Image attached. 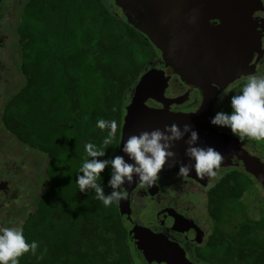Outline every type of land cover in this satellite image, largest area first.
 Wrapping results in <instances>:
<instances>
[{"label":"trees","instance_id":"1","mask_svg":"<svg viewBox=\"0 0 264 264\" xmlns=\"http://www.w3.org/2000/svg\"><path fill=\"white\" fill-rule=\"evenodd\" d=\"M19 30L28 86L13 110L26 120L14 132L48 153L51 186V203L42 214L49 223L37 237H25L39 243L37 253H25L19 264H137L132 239L116 232L121 222L115 203L105 207L93 191L81 193L76 179L89 158L85 144L101 146L107 136V129L96 128L98 119L118 123L116 138L100 159L118 155L131 91L161 51L129 24L114 0H34ZM257 142L264 152V140ZM101 176L108 195L110 166ZM243 184L245 192L247 179ZM64 207L67 220L54 222L51 215L65 213ZM245 231L259 251L244 264H264V223Z\"/></svg>","mask_w":264,"mask_h":264},{"label":"flooded vegetation","instance_id":"2","mask_svg":"<svg viewBox=\"0 0 264 264\" xmlns=\"http://www.w3.org/2000/svg\"><path fill=\"white\" fill-rule=\"evenodd\" d=\"M33 1L0 0V226L22 227L25 237L28 234L37 237L42 226L49 223L42 214L47 209L46 203H51L47 198L51 187L48 153L14 132L18 123L26 120L13 110L19 108L28 86V79L21 70L19 24ZM262 18V12H256L253 17L258 22V33L262 31ZM248 68L250 75L241 76L220 95L224 98L222 102L216 101L213 115L217 111L230 112L231 97L240 93L250 76L262 75L264 54H255ZM153 69L164 73L168 85L158 100L150 99L145 103L149 110L175 117L193 114L201 108L203 91L182 81L172 68H167L162 53L150 62L143 75ZM135 88L125 107L118 155L127 108L134 98ZM171 120L176 118H166L165 123L149 119L141 130L164 129L171 125ZM212 130L231 138L221 143L226 160L223 159L217 177L181 179L178 176L181 165L191 167L194 163L185 155L187 144L183 140L172 149L176 156L167 161L155 186L141 188L136 184L128 190L125 200L113 206L121 222L116 232L127 233L132 239V258L139 256L146 264H159L166 258L164 247H168L175 254L173 262L176 264H244L259 251L245 227L251 230L264 223V185L249 173L245 158H258L264 163L261 144L249 138L238 140L226 129L212 126ZM39 160H43L42 179L38 178L36 166ZM245 179L249 187L244 186L247 189L243 192ZM64 211L61 215H51V219L65 222V207ZM133 243L138 244V256L133 254ZM155 247L163 253H158ZM144 250L147 251L145 257Z\"/></svg>","mask_w":264,"mask_h":264},{"label":"water","instance_id":"3","mask_svg":"<svg viewBox=\"0 0 264 264\" xmlns=\"http://www.w3.org/2000/svg\"><path fill=\"white\" fill-rule=\"evenodd\" d=\"M114 1L129 24L161 51L165 66L172 68L182 81L203 91V102L197 112L168 116L164 112L151 111L145 106L148 100L159 99L168 85V79L156 69L143 75L127 108L120 155L126 162L132 163L122 152L123 142L129 136L142 132L145 121L156 119L165 123L166 118H176L175 121L171 120V124L176 123L181 129L184 124H191L199 133L197 146L213 147L222 154L224 149H221V143L231 138L212 130L210 119L213 117V108L218 97L231 83L252 73L248 68L252 57L255 54H264V18L261 20L260 33L257 32L258 22L253 19L256 12L264 13V1ZM208 131L210 132L207 134ZM188 138L186 135L184 141ZM245 161L248 162L249 173L264 185V163L258 158L251 159L248 156ZM190 176L200 178L194 171ZM135 185L136 183H133L131 187ZM125 187L127 190L131 189L127 185ZM164 248L166 251L163 256L166 258L164 262L159 261V264H176L173 262V250ZM156 251L163 253L161 249L156 248Z\"/></svg>","mask_w":264,"mask_h":264},{"label":"clouds","instance_id":"4","mask_svg":"<svg viewBox=\"0 0 264 264\" xmlns=\"http://www.w3.org/2000/svg\"><path fill=\"white\" fill-rule=\"evenodd\" d=\"M223 96L218 97L222 102ZM230 112L217 111L210 119L211 126L226 129L238 140L245 138L264 140V75L250 76L239 94L233 95L230 100ZM96 128L107 129L101 146L93 143L85 144L87 157L79 169L76 182L81 193L93 191L95 199L105 207L119 204L128 197V190L133 183L141 188H151L160 179L159 173L164 169L167 161L173 159L176 153L172 150L175 145L189 136L185 155L193 161L191 167L181 165L178 176L181 179L195 172L201 179L217 177L223 161V156L213 147H199V133L191 124L181 127L173 123L166 125L163 130L142 131L133 134L123 142L122 152L127 155L126 162L123 156L116 155L110 160L100 159L105 156L107 148L116 138L118 123L115 119H98ZM111 168V178L108 186L112 189L106 195L100 181L101 174L106 168ZM211 187V185H209ZM39 243H28L22 227L0 226V264H19L20 257L25 253L36 255Z\"/></svg>","mask_w":264,"mask_h":264},{"label":"rangeland","instance_id":"5","mask_svg":"<svg viewBox=\"0 0 264 264\" xmlns=\"http://www.w3.org/2000/svg\"><path fill=\"white\" fill-rule=\"evenodd\" d=\"M36 166H37V169H38V172H39V175H38V178L39 179H42V171H43V160H39L37 163H36ZM144 242V241H143ZM134 244V247H133V254H135V256H138V244ZM147 251L144 250V255L143 257H145ZM136 261H137V264H146L142 259L139 258V256L136 258Z\"/></svg>","mask_w":264,"mask_h":264}]
</instances>
